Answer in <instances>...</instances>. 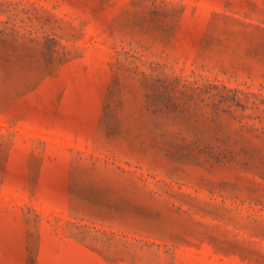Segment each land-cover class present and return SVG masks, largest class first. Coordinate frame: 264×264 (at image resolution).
<instances>
[{"label": "rangeland", "instance_id": "374dc122", "mask_svg": "<svg viewBox=\"0 0 264 264\" xmlns=\"http://www.w3.org/2000/svg\"><path fill=\"white\" fill-rule=\"evenodd\" d=\"M0 264H264V0H0Z\"/></svg>", "mask_w": 264, "mask_h": 264}]
</instances>
